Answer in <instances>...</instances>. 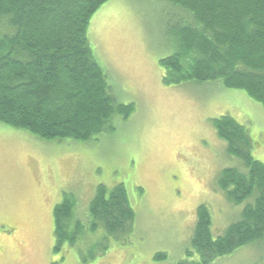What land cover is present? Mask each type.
<instances>
[{
    "label": "rangeland",
    "instance_id": "374dc122",
    "mask_svg": "<svg viewBox=\"0 0 264 264\" xmlns=\"http://www.w3.org/2000/svg\"><path fill=\"white\" fill-rule=\"evenodd\" d=\"M164 22L147 0H108L89 21L87 37L112 96L133 105L113 133L47 142L0 125V264H196L197 207H207L216 239L252 201L234 204L217 187L223 169L242 166L226 154L212 119L228 115L244 126L252 157L264 162V109L241 90L164 85L159 60L171 53ZM118 184L135 214L132 232L114 237L99 226L54 254L52 211L63 193L74 196V212L86 222L97 186ZM91 244L93 258L83 263ZM156 254L166 259L155 261ZM209 264H264V239Z\"/></svg>",
    "mask_w": 264,
    "mask_h": 264
},
{
    "label": "trees",
    "instance_id": "16d2710c",
    "mask_svg": "<svg viewBox=\"0 0 264 264\" xmlns=\"http://www.w3.org/2000/svg\"><path fill=\"white\" fill-rule=\"evenodd\" d=\"M107 1L0 0V125L41 141L87 143L113 133L115 119L130 116L133 105L115 101L87 37L91 17ZM147 1L165 20L171 53L159 60L164 85L193 82L241 90L264 109V0ZM212 125L226 154L242 166L223 169L218 189L234 204L252 201L216 239L207 207H197L190 239L200 258L196 264L264 239V162L252 157L244 126L228 115L212 119ZM74 208L71 193H63L53 208L54 254L65 245L75 247L84 233L93 235L99 226L114 237L132 232L135 214L122 184L97 186L87 206V224ZM94 245L83 263L93 258Z\"/></svg>",
    "mask_w": 264,
    "mask_h": 264
}]
</instances>
